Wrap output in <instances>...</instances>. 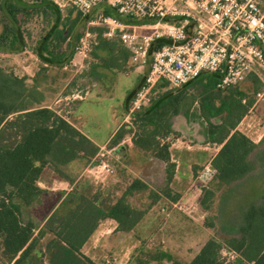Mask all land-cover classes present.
Listing matches in <instances>:
<instances>
[{"label":"trees","instance_id":"1","mask_svg":"<svg viewBox=\"0 0 264 264\" xmlns=\"http://www.w3.org/2000/svg\"><path fill=\"white\" fill-rule=\"evenodd\" d=\"M7 2L0 0V10L5 16L0 22V49L14 51L22 35L16 17L10 15ZM100 11L123 22L133 21L119 16L115 8L105 3L100 4ZM76 18L70 24L57 21L46 33L41 49L50 55L39 51L42 61H53L49 46L55 42L59 45L70 35ZM104 30V26L99 27L100 36ZM164 42V39L154 40L151 49ZM37 78L30 79V86L25 81L26 76L8 73L0 65V251L6 258L5 264H96L82 252V246L97 229L99 222L111 218L117 223L116 230L129 232L141 220L144 210L132 206L125 192L113 201L103 202L81 194L75 205L62 215L52 213L39 223L24 217L23 206L32 205L43 194L36 181L45 165L72 181L61 167L80 157H93L99 150L64 116L42 103V93L36 91L39 87ZM215 82V74L203 72L183 85H202L195 111H190L185 105L182 91L151 97L150 103L133 115L132 126L126 125L128 130L120 126L109 140L108 145L112 146L126 132L131 133L134 147L151 152L153 157L164 162L166 186L154 195L153 202L162 197L172 201L179 198V193H172L170 188L175 164L170 158V144L165 140L166 136L175 132L171 119L177 114L202 121V142L220 146L211 159L215 169L211 180L216 186H229L255 171L253 155L264 140V135L255 142L237 128L253 101L247 99L243 102L246 95L236 88L222 93L215 88ZM10 115H14V118L8 119ZM146 187L140 179H133L126 189ZM213 194V188L203 187L200 204L205 209ZM223 245L235 250L240 262L264 264V199L247 203L235 230L223 240L208 238L189 261L184 262L170 253L164 255L168 264H240L221 258Z\"/></svg>","mask_w":264,"mask_h":264},{"label":"rangeland","instance_id":"2","mask_svg":"<svg viewBox=\"0 0 264 264\" xmlns=\"http://www.w3.org/2000/svg\"><path fill=\"white\" fill-rule=\"evenodd\" d=\"M58 1L61 3L62 0ZM7 4L10 7V15L15 16L18 21L22 40L19 41V46L14 51L0 49V65L8 73H13L19 77L26 76L25 81L30 86L32 82L26 72H31L32 68L38 67L37 77L43 82V76L48 69L46 80L49 81L50 86L45 87L43 83L39 82L36 91L42 93L43 104L46 102L54 103L55 100L59 99L53 105L62 108L61 112L66 115H70V112L67 111L74 108L79 96H83L85 91L89 89L86 99L79 102L75 109L79 116L78 125L96 141L103 142L112 132L121 116L124 117L122 115L123 104L129 101L143 81L145 71L150 64V52L154 48H150L146 63L139 66L130 63V50L128 53L120 52L118 58H113L108 56L107 52H101L96 47L95 42L92 43L87 57L83 58L74 53V44L86 29L94 32L92 28L102 27L101 25L90 24L88 14H80L74 8L63 6L62 3L60 5L57 2L51 4L34 2L32 4L27 0H8ZM174 5L180 11L186 9L184 0H177ZM33 7L39 8L34 9ZM60 8L63 10H59ZM3 17H5L4 13L0 10V22ZM76 17L79 22L73 25L70 32L71 38L66 48L63 51L60 50L59 46L55 44L56 42L55 45L49 46L53 51L56 49L59 52L62 51V54L53 55V61L49 62L48 67L41 66V58L35 60L27 51H31L33 47L40 49L41 41L57 21L70 24V21ZM139 31L152 33L154 30L143 27ZM160 39L168 41L165 37ZM116 40L118 43H122L118 36H116ZM24 50L27 51L21 52ZM71 61H74L75 64H71ZM21 65H29L30 68H23ZM137 67H141L140 74L137 72ZM94 81L100 82V84L91 86ZM259 87L260 84L253 76H248L225 89L216 87L215 82V88L221 90L222 93H226L230 88H236L245 93L246 96L243 98L245 101L247 99L253 101L247 111L250 117L246 118L247 122L245 121L246 131L253 137L259 136L264 131V99H256V92ZM201 90L202 85L199 83H190L179 88H168L165 83H160L153 88L150 96H161L165 92L182 91L185 105L190 111H195ZM71 93L75 94L74 98L72 95L68 98L64 97ZM12 118L14 115L8 116V119ZM218 119L220 117L217 118V121ZM186 123L190 133L182 136L175 131L170 139L178 136L180 137L178 145L201 148L202 140L197 138V134H201L203 130L202 121L186 118ZM121 126L128 130L126 121L122 122ZM123 139L125 141L121 145V149L131 147V152L125 159L127 166L118 162L121 159L117 161L105 154L106 146H103L96 157L78 158L67 166L68 171L73 176L80 177L67 196L59 201L60 196L58 195L41 194L37 202L30 206H23L24 217H30L39 223L44 220L52 208L57 207V204L59 205L56 215L64 214L75 205L81 194L96 197L103 202L113 201L125 192L127 193L126 198L132 206L144 210L145 215L135 231L112 233L110 236L95 235L94 232L82 247V252L91 257L96 264H168L164 253H170L184 262L189 261L191 255L208 238L216 237L223 240L227 234L233 232L241 211L247 203L264 199V140L259 143L253 155L256 169L244 180L229 186H216L215 182L211 180L212 178L206 182L192 178L193 183L188 191L189 201L185 202L187 209H189L184 211L181 208L172 210L170 208L172 204L163 201V199L153 202L154 195L161 192L166 186L165 164L153 157L151 152L142 151L131 145V133L126 132ZM101 153H104L103 156ZM116 154L120 158V152ZM100 159L107 160L114 168V172L110 174L104 170L96 169L93 165L97 164ZM193 172L194 176L199 173L197 168H194ZM117 177H120L121 180H115ZM133 179H141L147 187L127 190L128 183H131ZM203 187H210L214 190L206 209L200 204ZM161 206L168 213L163 212ZM223 247L226 246L223 245L221 248ZM226 257L229 256L226 254ZM5 261L6 258L0 251V264H5ZM232 261L240 262V259L234 257ZM240 264L245 263L240 262Z\"/></svg>","mask_w":264,"mask_h":264},{"label":"built area","instance_id":"3","mask_svg":"<svg viewBox=\"0 0 264 264\" xmlns=\"http://www.w3.org/2000/svg\"><path fill=\"white\" fill-rule=\"evenodd\" d=\"M176 1H61L63 6H71L83 15L105 3L115 8L119 16L140 21L126 23L102 13L95 18V24L105 27L104 36H118L130 50L132 65L146 63L155 39H168L150 52L149 69L125 114L126 125L132 126L134 113L150 103V95L157 84L166 83L168 88H179L203 72L215 74L216 87L220 89L254 76L260 84L256 99H264V0H184L186 9L183 11L176 8ZM143 27L154 31L141 33L139 29ZM96 36L86 29L74 44V53L87 57ZM71 64L75 62L71 61ZM124 141L121 139L120 144ZM116 148L115 145L106 147L105 154L110 155ZM93 166L110 174L114 172L105 159ZM214 174V167L207 164L197 178L206 182ZM177 207L181 208V205ZM226 254L229 257L225 258ZM220 255L224 261L239 257L235 250L227 247L221 248Z\"/></svg>","mask_w":264,"mask_h":264},{"label":"crops","instance_id":"4","mask_svg":"<svg viewBox=\"0 0 264 264\" xmlns=\"http://www.w3.org/2000/svg\"><path fill=\"white\" fill-rule=\"evenodd\" d=\"M21 1H25V0H21ZM27 2H31L32 4H34V2L43 3V4H46V3H50L51 4L53 2L59 3L58 0H27ZM50 4H48V5H50ZM64 6H68V5H64ZM69 7L73 8L71 6H69ZM59 10L62 11L63 9L60 8ZM99 13H101L100 4L97 5L96 7H94L88 13V17L90 18L88 20V22L90 24H92V25H95V17H97ZM65 15H67V14L65 13ZM78 22H79V19L76 18L75 23H78ZM139 22L140 21H138V20H134V21H129L128 20L126 23H139ZM98 29H99V27H97V26L94 29V32L97 35L95 43L97 44L96 47L99 48L101 50V52H103V53L107 52V55L110 56V57H113V58H118L120 52H125V53L129 52V49L125 45H123L122 43H118L117 42L116 35L112 36V37H107V36H104L103 33H102V35L100 36L99 32H98ZM127 29H129V28H127ZM70 38H71V35H68L65 38L64 41L60 42V44L58 45L60 50L63 51L66 48V45L68 44ZM43 41H44V39L41 41V43ZM25 51H27V50H24V51H21V52H25ZM39 51H41L44 55H50L49 52H47L46 50L43 51L41 49V47H40V49H38L37 47H33L31 49V51H27V52H29L30 55L35 60H39L41 58L39 56V53H38ZM49 51H51V53H53V55H55V56H57L59 53L62 54V51L59 52L57 49L55 51H53L50 47H49ZM21 52H19V53H21ZM48 64H49V62L41 60V66L48 67L49 66ZM21 66L23 68H28V67L30 68L29 65H27V66L26 65H21ZM64 68H66V65H64ZM140 68L141 67H137V72L139 74H140ZM38 69H39L38 67H35V68L31 69V72L30 71L26 72L28 74L29 79L34 78V77L37 78ZM148 69L149 68L146 69L145 74L147 73ZM47 70L48 69H46V73L43 76V82L40 81L37 78V82L38 83L39 82L43 83V85L45 87L50 86L49 81L46 80V77H47L46 74L48 73ZM99 84H100V82L96 83V81H94V83L91 86L99 85ZM88 94H89V89L85 91L83 96H79V100L76 101L74 108H72L69 111H67V112H70V115H66V114L62 113L61 112L62 108H57V107H55V105H53L55 102H58L59 99L55 100L54 103L46 102V103H44V105L54 109L57 113H59L62 116H64L69 122H71L75 127H77L83 134H85L88 138H90L99 147L98 152L94 155L96 157L100 153V151L103 148V146L111 147V146L108 145V142L111 139V137L115 134V132L118 130V128L121 126V123L125 122V114L126 113H124V112L127 111L132 97L129 99L128 102H126V103L124 102V104H123V113H122V115H124V117L121 116L122 120L120 119L115 124V127L113 128L112 132L109 134V136L103 142H98L94 138H92L90 135L85 133L79 127V125H78L79 116L75 112L77 104L79 102H81V101H84ZM70 95H72L73 98L75 97V94H72V93L71 94H67L64 97L68 98ZM132 96H133V94H132ZM261 105L263 106V104H261ZM247 117H250L248 113L245 114L242 117V119L239 121V123L237 124V128L240 131L244 132L247 136H249L253 141L258 142L261 139L264 131H263V133H261L257 137H253L251 134H249V132L246 131L247 130V126H246V122H247L246 118ZM171 121H172V128L174 129V131L179 132L182 136H183V134L185 135L187 133L188 134L190 133L189 127L187 126V123H186V118L182 114L174 115L172 117ZM170 136H173L172 133H170L168 136L165 137V140H167L169 142V144H170L169 151H170L171 161L175 164L173 178H172V180L170 182V188H171V190H173L172 193H174V192L179 193V198L177 200H175V201H172V200H170V199H168L166 197H162L161 199H163V201H167L170 204H172V207H170L172 210L178 209L177 205H181V209L186 211V210L189 209V208L187 209L185 202L189 201V197H188V193L189 192L188 191L191 189V186H192V183H193L192 178H194L196 180L197 179V175H198V174H196L194 176L193 169L197 168L198 171H200L201 167H203L204 165L211 164V159L216 154V152L218 151L220 146L217 145L216 143L202 142L201 143L202 146L199 149L198 148L196 149L195 147L191 148L190 146L189 147L188 146L187 147H184V146L182 147V146L178 145V139L180 137H178V136L174 137V138L171 137V139H170ZM197 138L200 139V140H203V135L199 133V134H197ZM120 141L118 143L114 144L115 146H117V148L114 151H112V153L109 156L112 157V158H115L117 161L119 159H121L118 162L123 164L124 166H127V164L125 163L126 162L125 159H127L126 157L129 156V154L131 152L130 151L131 147H129L128 149H121L122 143L120 144ZM184 142L186 143V140ZM118 152H120V158L116 154ZM72 162H70V163H72ZM70 163H68L66 165H63L61 167V169L63 170L64 173H66L67 175H69L72 178V181H69V180L65 179L64 177H61L60 175H58L51 168V166H49V165H45L44 166L42 172L40 173V175H39V177H38V179L36 181L37 185L43 190V194L50 193L51 195H58V196H60V200L59 201H61L74 188V186L77 184V182H78L80 177L79 176H73L68 171L67 166ZM115 180H119L120 181L121 178L117 177ZM58 205L59 204H57V207L55 206L54 208H52V210L50 212H48V214H46V216H45L43 221H45L52 213H55V215H56V210L58 208ZM161 210L163 212H167L163 206H161ZM144 215H143V217H144ZM142 218H141V220H142ZM43 221H41V222H43ZM140 221L136 224V226L134 227V229L132 231H135V229H136L137 225L140 223ZM116 227H117V223H116L115 220H113L111 218H105V219H103V220H101L99 222V224L97 226V229L94 232H95V235L100 234L102 236H104V235L110 236L112 233H118V234L121 233L122 231L116 230ZM98 239H100V238L98 237ZM85 244H86V242L84 243V245ZM198 250H199V248L195 251V253ZM195 253H193V255H191L190 258H192L195 255Z\"/></svg>","mask_w":264,"mask_h":264}]
</instances>
